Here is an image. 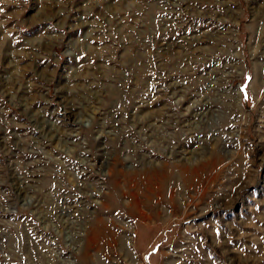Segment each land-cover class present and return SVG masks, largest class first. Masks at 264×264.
Returning a JSON list of instances; mask_svg holds the SVG:
<instances>
[{
    "label": "rangeland",
    "instance_id": "rangeland-1",
    "mask_svg": "<svg viewBox=\"0 0 264 264\" xmlns=\"http://www.w3.org/2000/svg\"><path fill=\"white\" fill-rule=\"evenodd\" d=\"M0 264H264V0H0Z\"/></svg>",
    "mask_w": 264,
    "mask_h": 264
}]
</instances>
